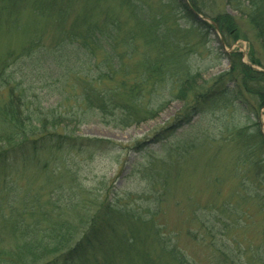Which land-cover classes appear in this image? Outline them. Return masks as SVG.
Masks as SVG:
<instances>
[{
	"label": "trees",
	"instance_id": "1",
	"mask_svg": "<svg viewBox=\"0 0 264 264\" xmlns=\"http://www.w3.org/2000/svg\"><path fill=\"white\" fill-rule=\"evenodd\" d=\"M18 1L0 0V5L12 14ZM99 1L93 0L63 27L53 47L35 50L34 43L29 42L20 54L8 52L0 60V214L11 236L9 246L0 245V264H196L162 233L163 227L154 220L157 206L151 209L148 205L146 213L104 197L92 212L80 213V221L75 223L66 215L76 201L70 202V209L58 213L37 205L16 208L18 193L15 191L13 197L9 194L16 190V180L11 181L10 173L20 172L30 156L43 151L109 144L66 132L62 122L67 116L78 123L99 121L126 128L156 117L170 97L181 100L182 107L168 130L189 123L206 109L225 108L249 99H253L257 111L264 106V0H225L246 17L261 53L257 54L250 41L246 61L241 52L231 50L229 69L211 79H204L189 67L187 56L194 44L188 41V34L199 33L207 25L230 46L241 39L232 15L214 11L208 6L209 0H187L193 10L213 21L208 25L184 0H169L162 6L152 0H118L125 11L121 16L101 8ZM31 2L39 7L38 0ZM173 9L187 19L188 28H181L175 21ZM22 56L35 59L21 61L22 77L14 80L10 65ZM55 70L60 73L56 88L60 93L56 102L60 104L56 107L43 105L44 100L33 91L36 82H43L41 87L47 89ZM50 93L47 89L41 98L46 96L50 101ZM255 114L258 116V112ZM229 135L241 142L242 159L253 171V186L241 196L257 203L264 214V159L255 158L257 150L264 151V137L256 130L253 144L246 140L244 129H234ZM226 210L221 207L207 217H199L202 241L211 251L210 264H264L261 245L246 256V246L229 237L232 219H223ZM26 213H31L32 219L25 221ZM242 214L247 215L246 211ZM217 234L224 238H217ZM97 252H102L99 258Z\"/></svg>",
	"mask_w": 264,
	"mask_h": 264
},
{
	"label": "rangeland",
	"instance_id": "2",
	"mask_svg": "<svg viewBox=\"0 0 264 264\" xmlns=\"http://www.w3.org/2000/svg\"><path fill=\"white\" fill-rule=\"evenodd\" d=\"M92 1L38 0L39 8L31 0H19L12 14H7L0 5V60L8 52L14 56L20 54L29 42L34 43L32 49L35 50L53 47L62 28L90 7ZM168 1L152 0L157 6ZM99 5L116 15L125 14L118 0H100ZM208 6L232 15L238 23L241 39L228 46L223 37L207 25L199 33L188 34V41L194 46L187 63L204 79L229 69L231 50L241 52L246 61L249 41L257 54L261 53L260 43L245 16L231 9L225 0H209ZM172 13L181 28H188L190 23L178 9H173ZM212 23L211 19L206 22ZM30 59L35 57L22 56L11 63L14 80L19 79V75L22 77L24 65L21 61ZM59 77V71L55 70L53 77L48 79L50 85L46 88L53 96L50 101L46 96L41 98V93L47 91L41 87L43 82L34 84L33 91L39 93L43 105L59 106L56 102L57 98L60 100L56 90ZM167 99V107L156 117L126 128L99 121L78 123L67 116L62 122L66 132L109 144L102 148L43 151L30 156L20 172L10 173L11 181L16 180V190L9 192L12 197L15 191L18 193L16 208L26 204L58 213L70 209V202L76 201L75 208L64 215L79 223V214L92 212L104 197L127 208H142L140 211L146 213H149V208H145L148 205L151 209L157 206L154 220L163 227L165 237L196 264H210L211 251L202 241L199 217H207L224 207L227 210L222 214L223 219H232L229 237L242 243L243 248L246 246L249 250L246 256L256 251L257 245L264 249V214L257 203L241 196L247 187L253 186L252 167L242 159L241 142H235L229 135L234 129H244L248 135L246 140L254 144L256 130L264 135V106L257 111V105L249 99L225 108L206 109L189 123L167 130L182 107L181 100ZM255 158L264 159V151L257 150ZM134 196L139 197L131 198ZM6 210L5 206V215ZM245 211L247 215H240ZM30 219L31 213H26L24 220ZM4 224L5 218L0 214V245L9 246L11 236ZM219 237L223 236L217 234ZM101 253L95 256L99 258Z\"/></svg>",
	"mask_w": 264,
	"mask_h": 264
},
{
	"label": "water",
	"instance_id": "3",
	"mask_svg": "<svg viewBox=\"0 0 264 264\" xmlns=\"http://www.w3.org/2000/svg\"><path fill=\"white\" fill-rule=\"evenodd\" d=\"M185 1H186L187 5L189 6V9L192 11V13H194L199 19L204 20V21H208L206 18H204V17H202L201 15L197 14V13L191 8V6L188 4L187 0H185ZM263 134H264V132H263Z\"/></svg>",
	"mask_w": 264,
	"mask_h": 264
}]
</instances>
